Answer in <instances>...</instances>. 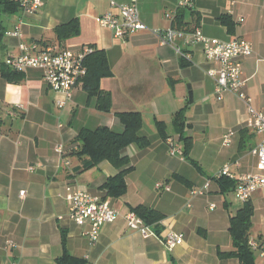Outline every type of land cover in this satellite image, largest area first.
<instances>
[{"label": "crops", "instance_id": "0c3cea01", "mask_svg": "<svg viewBox=\"0 0 264 264\" xmlns=\"http://www.w3.org/2000/svg\"><path fill=\"white\" fill-rule=\"evenodd\" d=\"M43 8L24 17L23 38L4 35L0 45V264H58L65 249L87 264H241L237 258L221 257L219 252L234 250L230 219L243 206L223 194L212 180L227 164L238 177L261 172L251 150L260 137L247 128L248 107L237 96L226 94L220 101L216 81L208 75L218 65L208 61L200 45L182 47L188 57L169 45H162L150 30L126 40L118 39L101 27L97 18L108 11L117 13L111 3H136L149 29L192 30L199 27L213 42L237 38L251 43L253 54L243 61L242 79L251 105L264 111V0H194V9L186 10L184 24H178L177 0H42ZM231 18L233 31L220 17ZM0 12L6 31L13 30L22 17ZM79 19V37L58 42L57 26ZM37 53L48 46L80 51L85 46L104 49L113 72L100 82L112 95L110 112L101 111L96 97H90L83 82L73 91L65 108L57 105L61 94L53 91L38 69H27L20 83L8 82L1 70L9 56L22 52L21 42ZM185 107L192 137L189 157L173 156L156 128L155 119L167 126L169 138L183 150L184 143L174 129L173 117ZM137 111L143 115L142 136L151 145L141 149L130 145L123 154L130 158L133 170L127 175V193L107 198L120 211L119 218L101 229L99 241L92 244L83 233L89 223L78 226L69 216L67 196L85 190L102 199L101 187L120 169L103 161L88 168V157L73 153L75 138L83 128L106 126L122 132L118 112ZM233 131L231 143L223 144ZM62 145L60 155L56 146ZM239 163L236 166L235 163ZM35 166L34 171L29 167ZM210 181V190L194 197L191 191ZM164 182L170 191H158ZM26 191L25 197L21 192ZM234 194V190L230 192ZM250 238L264 242V192L257 191ZM139 205L160 212L162 220L150 226L155 235L144 238L129 227L125 215ZM211 205H215L211 209ZM169 233L184 234V242L169 250L164 239ZM65 239V241H64ZM13 242L14 246L8 244ZM256 263L264 257L255 253Z\"/></svg>", "mask_w": 264, "mask_h": 264}, {"label": "built area", "instance_id": "2783aa9c", "mask_svg": "<svg viewBox=\"0 0 264 264\" xmlns=\"http://www.w3.org/2000/svg\"><path fill=\"white\" fill-rule=\"evenodd\" d=\"M18 1L23 16L14 29L6 31L5 35L22 39L25 26L24 17L36 15L43 8L44 2L42 0ZM194 5V0H177L178 11L192 10ZM111 8L118 12L116 14L113 11L104 13L97 18V23L101 27L111 30L116 38L126 40L135 33L150 30L162 45L172 46L179 55L184 57L189 55L185 54L182 47L176 45L178 40L182 39L185 47L202 46L206 59L218 65V68L208 71V75L216 81L217 99L221 101L226 94H232L247 105V128L260 137L251 153L258 158L261 172L238 177L232 164H227L218 171L215 177H227L237 181L234 194L241 204L250 201L257 191L264 192V111H258L251 105L252 100L244 92L245 81L242 79L243 61L253 54L251 43L241 38L229 42H213L203 34L199 27L192 30L160 31L149 29L142 21L140 10L135 2L129 5H118L112 2ZM19 48L22 53L18 56H9L5 64L16 71L40 70L49 87L62 95V98H57V105L60 108H65L72 99L73 91L82 83L87 74L86 57L93 53L94 48L85 46L80 51H72L48 46L37 53H31L36 46L30 47L23 41ZM233 135V131H229L224 137L223 144L228 146ZM166 142L170 147L171 155L182 157V151L177 147L174 139L168 138ZM55 150L60 155L65 152L62 145L56 146ZM235 165L239 166V163L236 162ZM29 170L34 171L35 166L29 167ZM156 189L170 191L171 187L164 182H158ZM209 190L210 181H207L202 187L194 188L191 195L194 197L203 196ZM25 194L26 191H22L21 197H25ZM67 202L69 216L76 225L82 226L89 223L90 229L83 234L89 237L93 245L99 241L101 229L107 224L114 223L121 214L108 200L104 201L101 197L85 190L79 189L68 195ZM214 208L215 205H211V209ZM125 218L129 227L139 231L144 238L155 235L150 226L146 225L135 212H128ZM183 242L184 234L181 233H169L164 239L166 247L171 251ZM8 244L14 246L11 241ZM249 246L255 253L259 252L260 256L264 257V242L250 238Z\"/></svg>", "mask_w": 264, "mask_h": 264}, {"label": "trees", "instance_id": "16d2710c", "mask_svg": "<svg viewBox=\"0 0 264 264\" xmlns=\"http://www.w3.org/2000/svg\"><path fill=\"white\" fill-rule=\"evenodd\" d=\"M19 10L20 4L18 0H0V12L15 14ZM185 11L180 10L177 15L180 27L184 24ZM220 21L231 32L233 31L234 24L229 16H221ZM5 32L6 28L0 17V45ZM80 33V21L77 18L57 26L54 30L56 40L61 43L79 37ZM90 47L93 48V46ZM85 64L87 74L82 81L84 90L90 97H96L97 106L101 111L110 112L112 109V95L100 86L102 79L113 76L106 51L104 49H94L93 53L86 57ZM1 73L8 82L20 83L25 78L24 72L13 70L4 63ZM184 112L185 107L174 114L173 126L177 134H179L180 140L184 143V148L181 150L184 158L190 161L197 169H200L198 164L189 157L193 139L185 136L188 126ZM116 116L124 126L122 132H115L106 126L93 130L83 128L75 138L77 148L73 151L78 157H88V168L95 167L103 161H108L115 168L120 169L116 176L109 177L101 187V190L106 192L103 198L104 201L107 198H121L127 193L126 178L134 168L131 166L130 158L124 155L123 151L133 144L141 149H146L151 145L150 139L140 134L144 123L142 113L137 111L118 112ZM155 125L160 137L167 141L169 135L166 124L155 119ZM212 180L219 184L220 191L223 194L232 192L237 186L236 180L227 177L216 178L214 176ZM250 201L243 204L236 215L230 219L229 230L234 250L231 252H219L221 257L237 258L241 264H257L255 252L249 246L250 230L254 215V206ZM131 211L135 212L148 226L158 225L163 218L160 212L144 205L131 208ZM56 262L58 264H87L85 260L72 257L66 249L64 254L56 259Z\"/></svg>", "mask_w": 264, "mask_h": 264}, {"label": "rangeland", "instance_id": "374dc122", "mask_svg": "<svg viewBox=\"0 0 264 264\" xmlns=\"http://www.w3.org/2000/svg\"><path fill=\"white\" fill-rule=\"evenodd\" d=\"M228 197H230L231 200L236 201V203H239L238 200L235 198V196H234L233 194L229 193V194H228Z\"/></svg>", "mask_w": 264, "mask_h": 264}]
</instances>
